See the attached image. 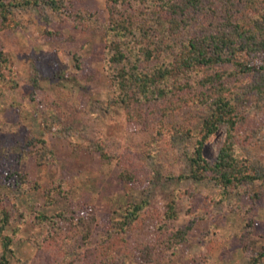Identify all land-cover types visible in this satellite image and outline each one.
Returning <instances> with one entry per match:
<instances>
[{
    "label": "rangeland",
    "instance_id": "374dc122",
    "mask_svg": "<svg viewBox=\"0 0 264 264\" xmlns=\"http://www.w3.org/2000/svg\"><path fill=\"white\" fill-rule=\"evenodd\" d=\"M61 1L55 9L48 0H19L0 15V62L6 59L0 64V204L48 215L78 206L82 213L72 225L59 222L61 233L47 240L45 227L29 218L14 238L9 264L60 263L64 254L75 256L72 264H82L84 251L98 247L109 249L117 264L129 258L133 264H248L264 245V84L257 90L251 86L259 79L257 66L264 69V50L244 58L225 49L218 62L199 71L223 83L238 117L239 149L260 174L247 194L228 197V205L212 203L218 186L208 177L192 179L187 160L196 131L212 111V97L180 92L160 100L158 108L141 101L129 112L115 98L108 64L112 32L106 0ZM214 2L226 8L225 0ZM169 6L166 0H126L119 10L155 28L156 15L176 17ZM145 7L162 10L142 14ZM225 13L229 18L231 11ZM137 28L135 34L143 31ZM131 52L139 54V48ZM236 58L256 67L239 73ZM225 132L220 127L204 145L206 161L216 158ZM120 174L132 181L120 180ZM58 184L65 194H54L45 206ZM126 200H147L151 216L120 232L118 209ZM172 200L177 217L166 222L162 214ZM249 219L254 228L246 238ZM12 220V225L21 222L18 213ZM164 223L167 228L160 229ZM189 225L186 240L167 249L169 228ZM38 238L44 240L39 248ZM144 244L152 247L147 263L139 251Z\"/></svg>",
    "mask_w": 264,
    "mask_h": 264
},
{
    "label": "trees",
    "instance_id": "16d2710c",
    "mask_svg": "<svg viewBox=\"0 0 264 264\" xmlns=\"http://www.w3.org/2000/svg\"><path fill=\"white\" fill-rule=\"evenodd\" d=\"M15 1L19 3V0ZM125 1L106 0L112 32L109 39L111 44L108 49V64L114 72L111 78L115 91H117L115 98L120 100L129 111V107L141 101H152L151 106L158 108V102H163L160 100L175 99L180 92L188 94L190 97L193 93L205 95L204 99L212 97L210 103L212 111L204 117L196 131L194 148L187 157L189 176L195 181L207 177L212 179L219 188L216 196L212 197V203L228 205V197L235 194L239 196L247 194L248 188L260 178V174L251 166L250 161L239 149L235 134L238 117L235 111H232L233 106L229 98L224 95L223 83L217 82L219 79L213 78L211 74L199 73V71L204 69V65L212 66L218 62L221 52L225 49L230 55L232 53L235 56L236 53H241L244 58L248 56L252 58L254 54L264 50V0H225L226 8L231 11L229 18L225 13L226 8L222 10L217 8L214 0L205 2L202 0H166V3L170 5L169 8L176 12V17L170 14L164 17L156 15L154 22L158 27L155 25V28L153 25H140L141 23L137 19H133V14L129 11L121 13L119 8ZM14 2L5 3L4 0H0V15L4 14L8 6H18ZM35 2L36 0H22L20 4ZM48 3L50 5L57 4L55 9H58L62 1L48 0ZM159 8L145 7L142 14L146 9L152 12L151 15L158 14L162 10L161 7ZM76 15L73 12V19L81 23ZM218 17L221 18V23L214 21ZM150 23L153 24V22ZM136 27L143 31H137L135 34ZM181 29L184 30L181 31ZM184 36L186 37L182 38ZM135 47L139 48V54L131 52ZM1 60V65L6 63L4 57ZM235 64L238 66L239 73L251 71L256 67L237 58ZM256 69L259 71V79L251 86L253 85L257 90L260 88L261 82L264 84V69L259 65ZM212 74L216 76L217 73ZM263 91L264 88L261 87L260 92ZM142 112L137 109V113L142 114ZM162 112L167 113L168 111ZM222 126L226 129L223 143L216 158L212 162H208L202 155L203 147L210 136ZM119 179L132 181L130 175L124 174H120ZM62 188H64L62 184L53 186L47 198L45 197L44 205L52 204L54 194H65ZM257 198L258 194L254 193L252 199ZM167 206L162 217L166 222H170L177 217L174 211V200L170 201ZM239 207H235L238 212ZM118 210L116 224L120 232H123L126 226L141 225L145 216H151L147 200H126ZM15 213H18V218L21 220L18 225H12ZM81 213L82 210L78 206L48 215L42 211L26 213L15 205L9 208L0 204V264H9V259L14 255L12 248L14 238L29 218L33 219L37 225L45 227L47 234L44 236V240H47L51 235L61 233L59 222L72 225L75 220H78ZM239 213L243 215L244 211L240 209ZM253 226L254 221L249 219L245 228L247 236L244 237L247 238L253 234ZM165 227L167 228L164 223L159 228ZM190 228L191 225L175 230L169 228L170 233L165 243L167 249L173 250L184 242ZM7 230L10 231V234L6 233ZM37 240L39 248L44 240L39 241V238ZM105 249L100 247L86 249L80 256L81 263L117 264L110 250ZM243 249L246 250L244 246ZM139 251L144 263L151 260V246L140 245ZM263 256L264 245L256 255L251 254L248 264H258ZM74 257L71 254H64L60 263L54 260L48 264H72ZM40 263L46 264V261L42 259ZM126 264H133L132 259L129 258Z\"/></svg>",
    "mask_w": 264,
    "mask_h": 264
}]
</instances>
